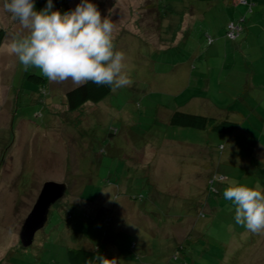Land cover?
I'll use <instances>...</instances> for the list:
<instances>
[{"label":"rangeland","instance_id":"1","mask_svg":"<svg viewBox=\"0 0 264 264\" xmlns=\"http://www.w3.org/2000/svg\"><path fill=\"white\" fill-rule=\"evenodd\" d=\"M92 2L114 25L130 84L75 112L65 94L77 85L9 53L26 30L0 3V264H68V248L117 264H264V232L236 224L222 195L232 181L264 192V0ZM229 23L244 30L233 41ZM175 111L238 127H174ZM46 182L66 186L65 203L24 247L21 226Z\"/></svg>","mask_w":264,"mask_h":264},{"label":"clouds","instance_id":"2","mask_svg":"<svg viewBox=\"0 0 264 264\" xmlns=\"http://www.w3.org/2000/svg\"><path fill=\"white\" fill-rule=\"evenodd\" d=\"M0 3L10 19L26 30L7 46L25 70L36 68L48 81L71 80L78 87L91 82L115 90L130 84L124 53L115 50L114 25L107 16L102 17L92 0H79L68 11L55 8L53 0H46L39 10L36 0ZM222 195L234 205L236 224L253 234L264 232V192L232 181ZM104 260L96 256L89 264H104Z\"/></svg>","mask_w":264,"mask_h":264},{"label":"trees","instance_id":"3","mask_svg":"<svg viewBox=\"0 0 264 264\" xmlns=\"http://www.w3.org/2000/svg\"><path fill=\"white\" fill-rule=\"evenodd\" d=\"M246 1V0H245ZM247 2V1H246ZM54 7L60 9L61 11H68L71 10V0H53ZM240 4V3H239ZM242 5V4H241ZM44 0H36V8L37 10L43 8ZM249 9L251 10L249 12ZM248 12L252 14V6H250ZM182 17V16H181ZM14 23H18L13 21ZM234 24V23H229ZM228 24V25H229ZM227 25V26H228ZM235 25V24H234ZM239 24H237L238 26ZM177 28L172 31L171 36L177 33ZM6 31L0 28V46L5 37ZM240 34V33H239ZM226 38L227 32H226ZM232 40V39H230ZM212 44V43H211ZM26 79L30 82L37 84L41 87L46 85V79L36 76V75H26ZM112 89L108 86H97L91 82L84 86H76L65 94V105L69 112H75L80 110L84 104L86 103H98L106 98ZM169 124L174 127L180 128H191L197 130H209L214 133L224 134V135H232L237 130L238 124L234 122H229L227 120L218 121L215 118L202 116V115H195V114H188L179 111H175L172 113ZM222 178L219 176L218 180ZM223 180V178H222ZM211 180L210 183H212ZM67 190V188H66ZM66 193V192H65ZM65 193L63 197L65 196ZM62 197V198H63ZM62 198L54 203L52 206H61L64 205L65 202H62ZM96 256H103L105 258L104 264H112V260L116 259L110 255L102 254L92 249H85V248H68L66 250V260L68 264H89V261L93 260ZM117 264V263H116Z\"/></svg>","mask_w":264,"mask_h":264},{"label":"water","instance_id":"4","mask_svg":"<svg viewBox=\"0 0 264 264\" xmlns=\"http://www.w3.org/2000/svg\"><path fill=\"white\" fill-rule=\"evenodd\" d=\"M65 192L66 186L64 184L55 182H46L43 184L19 232V240L24 247L32 244L35 233L40 230L47 221L49 209L63 197Z\"/></svg>","mask_w":264,"mask_h":264},{"label":"built area","instance_id":"5","mask_svg":"<svg viewBox=\"0 0 264 264\" xmlns=\"http://www.w3.org/2000/svg\"><path fill=\"white\" fill-rule=\"evenodd\" d=\"M239 3L240 4H246V1L245 0H239ZM250 11L251 10L249 9V12ZM240 31H241V28L239 26L234 25V24H229L227 26V37L229 39H232L233 40L236 37V35L239 34Z\"/></svg>","mask_w":264,"mask_h":264},{"label":"crops","instance_id":"6","mask_svg":"<svg viewBox=\"0 0 264 264\" xmlns=\"http://www.w3.org/2000/svg\"><path fill=\"white\" fill-rule=\"evenodd\" d=\"M247 1V0H246ZM243 5V4H242ZM252 12H253V9H252ZM247 13H249V12H247ZM241 22H244V21H241ZM250 24V25H249ZM249 24H248V27L249 28H256L257 26L253 23V22H249ZM241 26V25H240ZM242 28V27H241ZM248 29H247V27H246V33H247V35H248ZM241 33H244V30L242 29V32ZM259 34V33H258Z\"/></svg>","mask_w":264,"mask_h":264}]
</instances>
